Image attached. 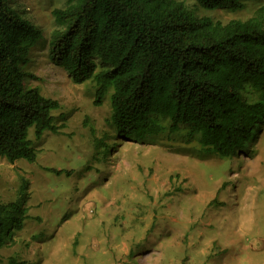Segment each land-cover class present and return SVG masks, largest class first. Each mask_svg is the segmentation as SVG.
I'll return each instance as SVG.
<instances>
[{
  "label": "rangeland",
  "instance_id": "obj_1",
  "mask_svg": "<svg viewBox=\"0 0 264 264\" xmlns=\"http://www.w3.org/2000/svg\"><path fill=\"white\" fill-rule=\"evenodd\" d=\"M177 1L198 18L264 27V0L237 12ZM9 3L42 33L26 55L24 83L58 102L61 128L38 141L30 134L34 163L0 158V202L19 203L28 216L0 249V264H264V122L231 158L202 153L185 129L118 142L106 123L108 95L95 106L94 83H74L48 58L51 11L64 0Z\"/></svg>",
  "mask_w": 264,
  "mask_h": 264
},
{
  "label": "trees",
  "instance_id": "obj_2",
  "mask_svg": "<svg viewBox=\"0 0 264 264\" xmlns=\"http://www.w3.org/2000/svg\"><path fill=\"white\" fill-rule=\"evenodd\" d=\"M206 11L244 8L249 0H194ZM50 63L76 84L92 81L93 104L108 95L107 125L118 142L175 136L219 158L243 153L264 122V27L258 20L196 17L177 0H64L51 11ZM40 29L0 0V158L34 163V141L58 134L56 100L27 87L26 55ZM246 84L253 92L242 96ZM32 134V140H30ZM57 174L59 171H55ZM0 202V249L28 216ZM20 264H24L20 262Z\"/></svg>",
  "mask_w": 264,
  "mask_h": 264
}]
</instances>
